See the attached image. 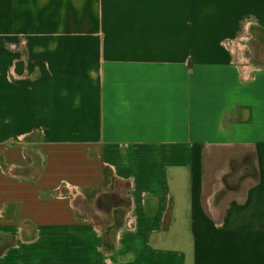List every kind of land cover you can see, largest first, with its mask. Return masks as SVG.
I'll list each match as a JSON object with an SVG mask.
<instances>
[{"label":"crops","instance_id":"obj_1","mask_svg":"<svg viewBox=\"0 0 264 264\" xmlns=\"http://www.w3.org/2000/svg\"><path fill=\"white\" fill-rule=\"evenodd\" d=\"M109 165L97 264H264V0H0V264L85 245Z\"/></svg>","mask_w":264,"mask_h":264},{"label":"rangeland","instance_id":"obj_2","mask_svg":"<svg viewBox=\"0 0 264 264\" xmlns=\"http://www.w3.org/2000/svg\"><path fill=\"white\" fill-rule=\"evenodd\" d=\"M140 170L144 171V166L140 165ZM118 167L109 165L104 169V181L103 190L105 192L115 193V202L118 204L117 208L112 209L109 213H104L100 209V201L98 199L97 206L100 209V214L97 216L93 214L94 205L92 204V198L88 202L81 203L83 211L87 216L91 217L93 223H90L88 228L83 227L84 232L87 229V243L83 246L80 243V230L71 231L73 233V244L64 245V243L46 242L37 240L35 243H29L21 246H17L16 234L9 237L8 254L9 264H97V247L96 236L97 232L95 226L97 225L99 230L102 229L105 234L104 250H112V237L116 230L114 224L124 217L126 208H124V201L129 195V188L124 181L118 182L115 180V173L118 174ZM61 233V232H58ZM5 248L4 246L2 247ZM100 254V251H99ZM106 255V254H105ZM104 263L110 264L107 258L103 257Z\"/></svg>","mask_w":264,"mask_h":264},{"label":"trees","instance_id":"obj_3","mask_svg":"<svg viewBox=\"0 0 264 264\" xmlns=\"http://www.w3.org/2000/svg\"><path fill=\"white\" fill-rule=\"evenodd\" d=\"M245 174L251 177H255L254 168L250 166L249 169L245 171ZM243 175H244V172H243ZM236 184L237 183H236L235 178L229 175L228 180L226 181V188L232 190L236 188L237 186ZM115 198H116L115 193H112V192L101 194L99 197L101 211L104 213H109L112 209L117 208L118 204L115 202ZM124 203H125L124 208H127L129 205L128 196L126 197ZM120 223H121L120 221L116 222L114 224V228H118L120 226Z\"/></svg>","mask_w":264,"mask_h":264}]
</instances>
